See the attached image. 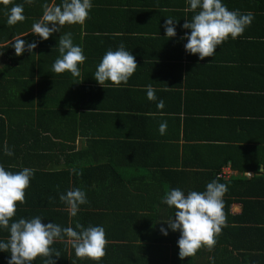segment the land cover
<instances>
[{"label": "crops", "instance_id": "obj_1", "mask_svg": "<svg viewBox=\"0 0 264 264\" xmlns=\"http://www.w3.org/2000/svg\"><path fill=\"white\" fill-rule=\"evenodd\" d=\"M18 2L24 1L13 5ZM223 2L229 10L253 13L254 19L240 36L225 40L204 60L183 47L186 41L181 37L190 30L182 25L193 15L185 10V0H92L83 23L60 26L48 40L32 34L31 26L45 4L54 6L61 0L24 4L19 30H27L19 37L37 46L20 56L11 49L15 63L10 67L9 58L0 55V69H32L34 61L35 76H47L34 80L35 105L50 100L75 104L56 115L59 121L50 120L45 110L12 115L18 135L25 129L40 130L56 140L51 160L25 162L44 173L70 171V188L84 191L87 202L79 206L77 213L82 214L69 215V226L79 231L76 223L100 225L106 238L105 254L99 259L77 258L70 238L55 239L54 244H67V253L53 249L59 253L53 255L56 264H264V184L259 180L264 181V0ZM166 18L175 21L174 38L165 37ZM67 32L85 56L75 79L67 71H51L59 56L58 38ZM121 44L132 52L137 68L127 83L105 82L102 87L92 78L96 65L107 50ZM148 85L155 100L146 98ZM160 100L164 107L157 109ZM162 122L167 123L163 135L158 131ZM89 166L95 169L76 177L74 172ZM220 173L224 176H216ZM213 179L227 186L221 231L212 246H202L181 260L174 248L179 233L160 232L174 215V208L161 199L172 188L185 194L202 192ZM36 197L28 207L26 198L17 203L12 219L39 215L44 223L66 227L58 214L66 208L38 207L57 203V193ZM30 208L39 211L28 217ZM1 235L6 238L7 230H0ZM45 260L38 256L32 264Z\"/></svg>", "mask_w": 264, "mask_h": 264}, {"label": "clouds", "instance_id": "obj_2", "mask_svg": "<svg viewBox=\"0 0 264 264\" xmlns=\"http://www.w3.org/2000/svg\"><path fill=\"white\" fill-rule=\"evenodd\" d=\"M7 3V0H3ZM32 0H24L23 4H15L7 10V24L14 25L25 19L23 15L24 4H31ZM192 11L191 19H185L183 29L186 32L181 39L186 41L183 47L186 53L195 55L199 60L212 57L216 48L225 40L236 39L254 19L253 13H241L239 10H229L223 0H185ZM92 8V0H61L58 5L43 6V13L39 20L31 26V33L48 40L53 33L60 32V26L83 23ZM164 33L167 38L176 36L175 21L166 18ZM15 55L20 56L25 49L31 52L36 48L35 42L26 43L22 38H14L11 44ZM59 56L51 65V71L57 74L70 73L75 79L80 77L78 65L85 60L83 50L73 43L70 32L60 35L57 41ZM137 68L132 52L125 50L121 44L116 50H107L92 78L103 87L105 82L112 85L127 83ZM80 83V82H77ZM146 98L155 100L154 89L146 86ZM157 109L164 107L163 100L156 104ZM167 123L162 122L158 131L163 135ZM3 154L13 156V151L4 145ZM248 173V172H246ZM264 173V170L261 171ZM260 173V174H261ZM252 175L251 173H248ZM34 169L23 167L19 171H9L0 165V230L6 229L8 235L0 239V252L9 254L7 264H32L38 257H45V264H56L53 255L59 256L50 248L55 239L70 238L72 248L77 258L88 257L99 259L105 252V230L103 226L89 225L83 227L76 223L73 227H61L53 222L44 223L37 215L31 218L13 220L17 203L23 204L25 190L30 185ZM227 186L219 183L217 179L205 185L202 192L188 191L186 194L179 188L168 190L161 199V203L174 208V215L170 217L164 227L160 228L162 235L167 236L168 231L178 232V257L183 260L192 256L202 246H212L214 235L221 231L224 223L223 196ZM59 200L66 205L70 216H75L79 206L87 202L85 192L80 188H70L59 194Z\"/></svg>", "mask_w": 264, "mask_h": 264}, {"label": "trees", "instance_id": "obj_3", "mask_svg": "<svg viewBox=\"0 0 264 264\" xmlns=\"http://www.w3.org/2000/svg\"><path fill=\"white\" fill-rule=\"evenodd\" d=\"M3 1V0H0ZM14 1H24V0H7V3H3L0 6V44H4L1 49L4 53L0 52V55L6 58H9L7 61V65L15 63L11 57V49L12 42L14 38H21L19 37L23 31L27 29L19 30V27L23 25L20 22H17L14 25L7 24V10L13 6ZM44 1V0H41ZM50 1V0H48ZM21 4V2H18ZM36 16H39L40 13H32ZM34 15V16H35ZM35 22V21H34ZM33 36V35H32ZM27 39V38H22ZM5 61L6 60H2ZM34 67L31 68H18L15 70H11L10 68L8 71L4 69H0V165H3L9 171H19L23 167L30 168L28 162H25V158L27 161L33 160H40V159H49L51 160L53 148L56 145V140L53 138L54 135L45 133L40 130H30L25 129L18 135L19 127L15 126V122L17 121L16 118L12 117L18 113V110L25 111H46L52 116L50 120L52 121H59L60 117L56 115H61L62 112L65 113L66 109H72L75 105L73 102H55L51 101L46 105L45 101L37 102V105L34 103V91H35V84L34 80L36 78H43L47 77L40 73L39 75L35 76V68L37 64L32 61ZM6 64V63H5ZM5 66V65H4ZM42 72V70H40ZM58 76V75H55ZM38 90L41 92V84H38ZM85 93V92H84ZM29 95V98L27 97ZM42 95V93L40 94ZM68 96V95H67ZM84 98V96H83ZM83 106V105H82ZM78 109V106L75 107ZM26 112V111H25ZM8 121V124H7ZM34 131V132H33ZM50 131V129H49ZM59 135V134H58ZM60 137V135H59ZM7 146L13 151L14 155L9 157L3 154L4 145ZM18 157V158H17ZM22 161V162H20ZM95 167L89 166L84 167V169L74 172L76 177L78 175H86L91 173ZM71 172L67 170H61L55 173H44L40 171L34 170V175L30 180L29 187L25 190V198H26V205L31 206L30 200L36 199L41 193L43 192H54L57 193V203L53 204H40L38 207H48V208H55L61 207L66 208L62 209L63 211L58 212L62 217H64V223L66 227H69V212L66 205L59 200V194L65 192L66 190L70 189V182L73 178L70 177ZM218 176V174L216 175ZM217 178V177H216ZM218 179V178H217ZM262 181L261 183L264 184L262 178L259 179ZM56 190V191H55ZM29 202V204H28ZM57 205V206H56ZM39 209L30 208L29 212H25L26 216H30V212L34 213ZM82 213H77L76 216H79ZM33 215V214H32ZM0 239H3V235H1ZM60 250L65 249V253H67V244H54L50 245L52 249ZM176 253L178 247L175 245ZM170 258L171 262L174 263L172 260L174 255H171ZM9 258V254L6 252H0V264H7V260ZM65 264H70L69 262H64ZM61 263V264H64ZM72 264V263H71ZM186 264H189L188 262Z\"/></svg>", "mask_w": 264, "mask_h": 264}, {"label": "built area", "instance_id": "obj_4", "mask_svg": "<svg viewBox=\"0 0 264 264\" xmlns=\"http://www.w3.org/2000/svg\"><path fill=\"white\" fill-rule=\"evenodd\" d=\"M219 177H223L224 176V173H220L218 174Z\"/></svg>", "mask_w": 264, "mask_h": 264}]
</instances>
